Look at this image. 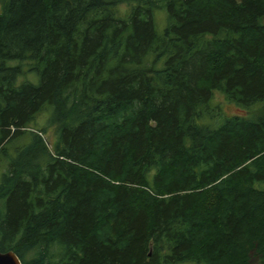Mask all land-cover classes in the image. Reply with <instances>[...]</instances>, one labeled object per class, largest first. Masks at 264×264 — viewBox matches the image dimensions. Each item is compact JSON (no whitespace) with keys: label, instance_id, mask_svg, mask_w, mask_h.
I'll return each instance as SVG.
<instances>
[{"label":"trees","instance_id":"1","mask_svg":"<svg viewBox=\"0 0 264 264\" xmlns=\"http://www.w3.org/2000/svg\"><path fill=\"white\" fill-rule=\"evenodd\" d=\"M0 168L21 264H264V0H0Z\"/></svg>","mask_w":264,"mask_h":264},{"label":"rangeland","instance_id":"2","mask_svg":"<svg viewBox=\"0 0 264 264\" xmlns=\"http://www.w3.org/2000/svg\"><path fill=\"white\" fill-rule=\"evenodd\" d=\"M156 18H157L158 28L162 29V27L164 25V14L163 13H158ZM225 111L228 114H237V115L246 114L245 110H241V109H239L237 107H234V106L226 107ZM36 121H37V126L41 127L45 123V118L42 115H39L37 117ZM42 138L44 139L45 144L47 145V148L52 151V147H53L54 140H55L54 139V134H53V128L48 129L47 133L42 135ZM2 170H3V168H0V171H2ZM252 264H258L256 259L252 260Z\"/></svg>","mask_w":264,"mask_h":264},{"label":"water","instance_id":"3","mask_svg":"<svg viewBox=\"0 0 264 264\" xmlns=\"http://www.w3.org/2000/svg\"><path fill=\"white\" fill-rule=\"evenodd\" d=\"M0 264H21L18 257L12 251L0 252Z\"/></svg>","mask_w":264,"mask_h":264}]
</instances>
